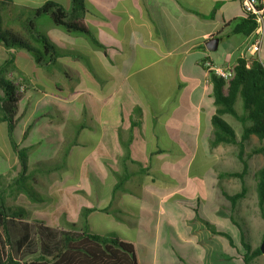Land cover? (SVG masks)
Returning a JSON list of instances; mask_svg holds the SVG:
<instances>
[{
  "label": "crops",
  "instance_id": "obj_1",
  "mask_svg": "<svg viewBox=\"0 0 264 264\" xmlns=\"http://www.w3.org/2000/svg\"><path fill=\"white\" fill-rule=\"evenodd\" d=\"M12 1L25 8L53 1L70 9V0ZM86 1L93 12L86 13L85 23L104 51L93 48L84 36L69 35L42 21L39 27L51 43L69 51L56 66L42 68L49 75L44 77L27 53L11 51L22 77L40 93L32 97L20 132L33 125L23 144H35L28 152L34 171L29 174L38 192L52 198L43 205L26 200L24 208L32 219L54 228L63 226L64 218L80 222L82 209H89L88 228L99 219L112 223L111 228L144 230L153 237L149 245L122 238L134 244L140 264L167 259L203 264L193 209L176 207L181 199L194 208L201 190L205 197L215 198L218 187L213 164L202 159L210 156L215 107L212 82L200 61L230 68L238 59L255 57L264 67V20L260 45L254 48L253 34L231 32L232 21L243 17L240 0ZM261 5L264 15V0ZM212 37L219 42L210 52L205 43ZM6 58L0 45V64ZM49 84L59 92L50 91ZM77 123L81 130L71 125ZM3 128L6 132L5 125L0 126V134ZM3 148L11 150L10 145ZM198 156L201 160L194 165ZM43 161L60 166L44 174L35 170ZM166 229L177 231L180 243L177 251L167 245L171 250L164 255L160 247ZM109 233L117 235L116 230ZM141 246L151 253L148 261L138 254Z\"/></svg>",
  "mask_w": 264,
  "mask_h": 264
},
{
  "label": "trees",
  "instance_id": "obj_2",
  "mask_svg": "<svg viewBox=\"0 0 264 264\" xmlns=\"http://www.w3.org/2000/svg\"><path fill=\"white\" fill-rule=\"evenodd\" d=\"M258 8H262L261 3ZM90 12L93 10L86 0H70L68 11L53 1L37 8H25L12 0H0V45L7 53V58L0 64V123L5 125L9 145L20 165V172L12 182L13 188L30 203H48V199L33 186L34 177L29 174L34 171L29 165L28 152L35 144L23 146L33 125L20 132L22 119L31 110L32 97L40 93L27 79H13L14 56L11 51L27 53L41 68L54 67L58 58L69 55V51H62L51 43L46 32L40 29V21L69 35L84 36L93 48L104 51L93 30L85 23V15ZM242 14V18L232 21L231 32L247 36L254 30L255 22L250 14ZM206 62V59L200 61L212 82L215 107L210 120L212 130L208 147L211 150L222 145L234 147L241 164L240 171H224L217 176L218 182L224 178H236L240 189L233 194H228L221 185L219 189L228 201L229 212H235L239 202L248 196L245 177L249 161L254 156H262L263 164L253 173V181L257 210L264 221V144L248 151L246 147L252 136L264 140V67L255 57L238 59L231 67V77L223 79L208 70ZM48 86L50 91L59 92L56 85ZM227 116L239 124L241 134L238 138L231 123L225 120ZM71 125L82 129L80 123ZM67 155L68 149L64 151L63 158ZM58 166V162L48 163L35 170L45 174ZM91 180L94 182L95 178L91 176ZM78 194L85 196L81 191ZM197 206L193 208L195 220L212 235L225 239L228 256L240 264H251L262 255L259 247L252 246L251 237L244 235L243 223L230 217L233 227L237 228L236 234L210 222L199 214ZM89 211L82 209L78 223L65 221L64 227L54 228L42 220L30 219V211L20 205L6 206L0 196V264H140L133 243L115 235H100L89 230L85 217Z\"/></svg>",
  "mask_w": 264,
  "mask_h": 264
},
{
  "label": "rangeland",
  "instance_id": "obj_3",
  "mask_svg": "<svg viewBox=\"0 0 264 264\" xmlns=\"http://www.w3.org/2000/svg\"><path fill=\"white\" fill-rule=\"evenodd\" d=\"M28 67V71L30 70V66L25 65ZM19 65L14 63V67L11 69L13 79L22 78V73L19 70ZM23 67V66H22ZM24 68V67H23ZM39 68V67H38ZM37 69V68H36ZM44 77L49 75V71L47 69L39 68ZM42 89L47 90V83L42 81L41 83ZM227 119L230 121L234 131L237 135V138L241 134V129L238 123L232 120V118L227 116ZM4 127V125H0ZM24 130V129H23ZM0 134V196L6 206H13V205H20L25 207L26 198L23 194H17L15 189L13 188V180L17 177L20 172V165L15 154L12 150L7 151L3 148L9 146L7 133L4 132V128L1 130ZM21 143V142H20ZM192 141L189 139L187 140L188 148L187 150L190 151L189 147H191ZM264 144V140H260L259 138L252 136L247 143V151L259 146L260 144ZM78 157H74V160H77ZM187 159L189 160L190 157L188 156ZM207 162H211L214 166V170L219 174L224 171H240L241 164L236 158V150L232 146H218L217 148L210 151V156ZM201 160L198 156L196 160H194V165ZM48 162L43 161L42 165L45 166ZM263 164V157L262 156H254L249 161V170L246 175V182L248 185V196L241 200L235 210V212H229V204L228 201L222 195L219 185L223 186L228 194H233L240 189V183L236 178H224L221 179V182H218V187L215 190L216 196L207 198L205 197L204 192L201 190V194L198 195V212L199 214L203 215L207 218L210 222L214 223L216 221V225L220 227H226L231 232H236L237 228L233 227L232 223L230 222V217L235 218L237 222L243 223L244 226H241V229L246 233V236L249 238L251 237V244L253 247H260L262 240H263V229H264V221L260 218L259 212L256 206V196L254 191V181H253V173L261 167ZM200 168L198 165V175H200ZM217 175V176H218ZM32 176H34L32 174ZM198 183V187H199ZM36 188V187H35ZM39 189V188H38ZM37 189V190H38ZM44 196L48 199V204L52 202V198L44 193ZM179 203H177L176 207L179 210H192L193 207L190 203H184L181 199ZM28 201V200H27ZM196 204V203H194ZM151 207V205H149ZM148 206V208H149ZM187 211V210H186ZM185 212V211H184ZM189 212V211H188ZM190 214V213H189ZM30 219H32L30 217ZM149 224H151L150 219H146ZM65 218L62 219V225L60 227H64L65 225ZM101 220L93 219L92 222L89 224V229L93 231V233H101L107 236L109 235L110 231L113 232L114 230L117 231V237L124 238L130 240L134 243H145L147 245L150 244L151 239L153 238L150 235H147L144 230L139 229H131L125 225L120 227H112V223L107 222L106 224L100 223ZM248 232V234H247ZM196 235L198 237V248L202 250V261L203 264H240V262L236 259H232L228 256L226 250L228 248L227 242L224 238L212 235L208 232L203 225L198 223V228L196 230ZM115 234V233H114ZM178 232L175 230H165V237L163 238V242L161 244V253L166 255L167 252L171 250L167 245H171L174 251H177L178 244H179ZM143 245V244H142ZM226 246V248H225ZM180 251V250H178ZM140 258L144 261H148L150 259V252H148L145 246H141L138 251ZM161 263V262H160ZM161 264H177L176 259H172V263L167 259L164 263ZM182 264V262H181ZM184 264H193L184 260ZM251 264H264V254L260 255L256 260H254Z\"/></svg>",
  "mask_w": 264,
  "mask_h": 264
},
{
  "label": "built area",
  "instance_id": "obj_4",
  "mask_svg": "<svg viewBox=\"0 0 264 264\" xmlns=\"http://www.w3.org/2000/svg\"><path fill=\"white\" fill-rule=\"evenodd\" d=\"M261 0H240V4L242 7V12L246 14H250L255 22L254 30L251 34H253L255 37L252 46L254 48H258L260 45V34L263 30V20L264 15L262 12V8H258L260 5ZM205 66L208 68V70L213 71L217 76L227 79L231 77V67L230 68H215L212 67L211 64L207 61L205 63Z\"/></svg>",
  "mask_w": 264,
  "mask_h": 264
},
{
  "label": "water",
  "instance_id": "obj_5",
  "mask_svg": "<svg viewBox=\"0 0 264 264\" xmlns=\"http://www.w3.org/2000/svg\"><path fill=\"white\" fill-rule=\"evenodd\" d=\"M218 42H219V39L217 37H212L205 43V48L208 51L213 52L216 50ZM259 250H260L261 254H264V237H263L262 243L259 247Z\"/></svg>",
  "mask_w": 264,
  "mask_h": 264
}]
</instances>
